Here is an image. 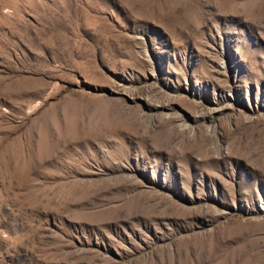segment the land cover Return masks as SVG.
Returning a JSON list of instances; mask_svg holds the SVG:
<instances>
[{"label":"rangeland","instance_id":"1","mask_svg":"<svg viewBox=\"0 0 264 264\" xmlns=\"http://www.w3.org/2000/svg\"><path fill=\"white\" fill-rule=\"evenodd\" d=\"M0 264H264V0H0Z\"/></svg>","mask_w":264,"mask_h":264}]
</instances>
